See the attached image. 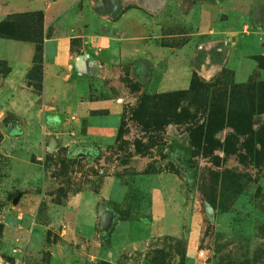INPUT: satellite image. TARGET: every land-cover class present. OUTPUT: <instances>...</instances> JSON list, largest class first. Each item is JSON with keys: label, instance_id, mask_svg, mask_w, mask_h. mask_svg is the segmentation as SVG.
Returning <instances> with one entry per match:
<instances>
[{"label": "rangeland", "instance_id": "374dc122", "mask_svg": "<svg viewBox=\"0 0 264 264\" xmlns=\"http://www.w3.org/2000/svg\"><path fill=\"white\" fill-rule=\"evenodd\" d=\"M226 1L217 0L219 9ZM83 4L73 13L87 33L96 30L85 13L118 12L113 0ZM228 4L213 30L203 25L199 32L193 2L185 0V21L171 23L165 32L171 39L157 46L166 56L156 61L126 60L114 48L94 62L92 49L80 52L87 76L75 84L91 99L119 106L112 137L87 132L98 117L109 123L104 110L86 111L80 120L69 109L42 111L44 133L34 139L32 121L0 108V264H264V43L242 27L245 2ZM26 27L36 35V27ZM183 65L192 71L189 87L162 91L165 73L182 72ZM43 69V55L22 68L27 96L38 104ZM11 70L0 62V77ZM194 74L237 88L229 109L245 135L226 126L214 137L217 145L202 150L192 147L189 123L147 128L163 113L145 99L188 90ZM3 92L0 86V104ZM141 109L145 117L138 120ZM24 131L28 141H4ZM12 149L35 169L36 184L9 187Z\"/></svg>", "mask_w": 264, "mask_h": 264}, {"label": "crops", "instance_id": "0c3cea01", "mask_svg": "<svg viewBox=\"0 0 264 264\" xmlns=\"http://www.w3.org/2000/svg\"><path fill=\"white\" fill-rule=\"evenodd\" d=\"M99 6H104L105 0H95ZM245 9H241L240 15L245 14V25H242L245 33L262 38L264 43V0H243ZM84 0H0V23L11 16L41 12L43 14V43L42 55L44 58V69L42 79V103L38 104L31 96L24 85L22 68L34 64L39 53L38 43L34 41H23L0 37V62L8 63L12 70L5 76L0 77V86L3 88V98L0 108L14 109L17 119L24 122L28 118L33 126H37L38 136L34 139H41L44 133L43 117L41 112L58 110L62 112L69 109L72 112L73 120L84 118L86 111H107L109 123L103 122L100 117L87 126L89 135L112 137L116 131L117 114L113 113L119 106L110 101L91 99L85 87L75 84V81L87 76L84 69L86 59L80 52L86 50L90 53L94 62L98 61L101 52L116 48L119 55L126 60L156 61L158 56H166L164 48L157 47L166 40L171 39L166 35L169 27L174 23L184 22L180 12H185L187 5L185 0H113V9L118 10L116 16L108 14L97 15V18L90 13L83 15V20L93 21L96 31L93 33L78 30L75 25L74 10ZM196 18L193 22L200 32L204 29H214L219 24V11L229 8L228 3L235 0H227V4L219 9L217 0H192ZM238 6V5H237ZM236 6V7H237ZM239 7H242L241 5ZM238 9V8H236ZM235 10V9H234ZM114 11V12H115ZM115 12V13H116ZM236 14L237 11H233ZM92 17V18H91ZM105 31V32H104ZM245 37H250L246 36ZM264 55V48H262ZM167 59V58H165ZM100 67L101 62H98ZM184 66V65H183ZM186 73L185 66L182 72L170 71L165 73V80L159 88L166 92L176 89H187L190 85L192 75ZM179 74L184 75L179 78ZM37 110L30 112L27 116L23 111ZM31 114V116H30ZM30 133L23 132L19 136H8L4 141H28ZM47 146L46 150H49ZM48 156H54V151ZM7 160L10 166L7 182L9 187H25L29 183L36 184L38 177L33 173L34 168L24 167L26 161L15 156L13 149ZM13 152V153H12ZM47 156V155H46Z\"/></svg>", "mask_w": 264, "mask_h": 264}, {"label": "trees", "instance_id": "16d2710c", "mask_svg": "<svg viewBox=\"0 0 264 264\" xmlns=\"http://www.w3.org/2000/svg\"><path fill=\"white\" fill-rule=\"evenodd\" d=\"M24 19L26 21H21ZM15 21L20 24L13 26ZM22 22H27L25 24L31 29L36 27V35L33 36L30 31H26L27 27L21 24ZM23 26H25V29H22ZM0 37L34 41L39 46L37 57L42 55L43 14L38 12L11 16L0 23ZM216 84L217 82H202L194 74L191 86L186 91L148 96L145 99L146 102L152 106V109L159 108L163 114L158 116L159 118H150L151 123L147 128L159 129L161 125L189 123L191 124L189 131L192 147L202 150L215 147L217 145L214 140L215 135L226 126L232 127L237 134L245 135V130H241L237 121H233L234 115L229 109L232 102V94L237 88H221ZM142 110L134 114L138 120H142L145 117ZM241 117L245 118V114H242Z\"/></svg>", "mask_w": 264, "mask_h": 264}, {"label": "water", "instance_id": "95a60500", "mask_svg": "<svg viewBox=\"0 0 264 264\" xmlns=\"http://www.w3.org/2000/svg\"><path fill=\"white\" fill-rule=\"evenodd\" d=\"M54 148H55L54 141H52V143L50 144V148H49L48 151L51 153V152H53Z\"/></svg>", "mask_w": 264, "mask_h": 264}]
</instances>
